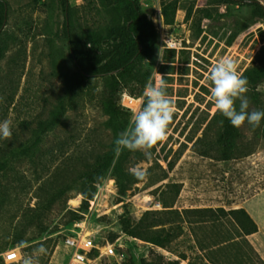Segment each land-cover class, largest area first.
<instances>
[{
    "label": "rangeland",
    "instance_id": "obj_1",
    "mask_svg": "<svg viewBox=\"0 0 264 264\" xmlns=\"http://www.w3.org/2000/svg\"><path fill=\"white\" fill-rule=\"evenodd\" d=\"M69 1L76 9L79 29L89 31L106 23L99 12L101 0ZM257 1L264 5V0ZM140 2L158 40L138 61L131 77L123 81L120 100L128 114V126L132 113L143 106L149 78L165 85L176 112L168 138L150 150V157L128 150L123 157L116 155L127 172H147L146 179L131 183L121 195L110 171L94 178L89 175L115 148L110 116L99 94L101 79H86L69 95L67 79L54 64L60 47L65 65L75 70L64 34L61 0H6L7 18L0 34L4 46L0 121H12L13 135L0 138V158L9 149L30 142L38 123L62 98L67 111L61 123L45 135L33 159L14 161L10 170L0 175V249L23 236L31 240L24 251L34 255L37 264H66L70 251L63 244L65 234L85 228L97 241L114 242L124 264H142V260L160 264L174 259L191 264L202 255L212 257L215 264H264V120L259 127L247 122L239 127L237 156L221 159L218 138L222 122L208 79L210 68L225 56L234 58L242 73L264 67V16L242 2ZM163 2L169 6V18L164 16ZM171 41L177 43L176 48L167 47ZM258 91V100L251 91L246 94L249 111L264 110V82ZM137 101L138 109L133 108ZM172 183L181 184L177 198ZM86 193L93 194L87 209ZM157 203L162 208H155ZM165 204L180 211L245 208L257 222L258 231L240 237L233 224L209 226L183 220L182 235L167 248L123 231V217L136 221L146 211L164 210ZM74 213L77 220H71ZM231 234L237 242L226 249L215 245ZM201 245L210 248L203 250ZM41 246L45 252L37 253ZM112 261L104 257L98 264Z\"/></svg>",
    "mask_w": 264,
    "mask_h": 264
},
{
    "label": "trees",
    "instance_id": "obj_2",
    "mask_svg": "<svg viewBox=\"0 0 264 264\" xmlns=\"http://www.w3.org/2000/svg\"><path fill=\"white\" fill-rule=\"evenodd\" d=\"M219 3L242 2L254 6L255 12L264 16V5L257 0H217ZM65 12L64 34L68 42V52L75 70L70 71L65 65V55L62 48L55 54V66L67 79V94H72L86 79H101L100 96L105 111L109 114V124L114 131L115 140L128 127L127 111L121 104L123 81L130 78L135 71L138 61L144 59L155 47L158 34L153 23L148 19L140 0H101L99 12L106 18V23L96 29L83 31L76 21V9L69 0H61ZM163 13L169 18V6L163 2ZM7 18L6 0H0V34ZM4 55V46L0 41V60ZM249 81V91L255 99H259L258 86L264 82V67H252L243 72ZM67 111V103L60 99L49 116L41 120L33 132V138L28 143H22L6 151L0 158V175L6 174L14 161L24 158L33 159L40 148L45 135L61 123ZM222 131L218 138V151L221 159L229 160L238 154V139L240 131L233 127L230 121L220 113ZM125 151L120 154L124 156ZM116 178L121 195L126 194L131 183L139 180L133 173L124 169L121 158L116 159L115 152L101 158V163L95 165L91 175L93 178L107 172ZM177 198L181 191L180 183L171 185ZM85 208H88L92 193L85 194ZM161 211H146L136 221L123 217V231L134 238L160 246L169 247L184 231L181 221L195 224H210L225 226L233 224L240 237L252 235L258 231V224L245 208L227 210L218 208H186L182 211L164 205ZM42 215V213H41ZM71 220H77L78 214ZM37 216H40L38 214ZM208 226V227H209ZM207 227V226H206ZM31 240L21 236L15 245H25ZM237 242L236 236L224 235L215 244L221 249L228 248ZM251 247V245H249ZM8 247V246H6ZM5 247V248H6ZM209 246L201 245L203 250ZM210 248V247H209ZM4 249V248H3ZM250 252V251H249ZM24 256H28L24 251ZM67 258V257H66ZM187 259L186 255H182ZM199 261L191 264H215L212 257L200 256ZM142 264H154L142 260ZM160 264H180L178 259L163 260Z\"/></svg>",
    "mask_w": 264,
    "mask_h": 264
},
{
    "label": "clouds",
    "instance_id": "obj_3",
    "mask_svg": "<svg viewBox=\"0 0 264 264\" xmlns=\"http://www.w3.org/2000/svg\"><path fill=\"white\" fill-rule=\"evenodd\" d=\"M159 59L163 62L161 51ZM208 79L212 87L211 97L215 109L226 117L233 127L239 128L247 122L253 127H259L264 120V110L249 111V81L238 70L236 60L225 56L218 60L210 70ZM144 103L139 111L132 113L129 126L122 131L114 141V152L117 156L128 151H141L150 157V150L168 138L169 125L176 112L172 100L162 82H154L149 78L143 90ZM13 135L12 121H0V138L9 139ZM138 180H144L147 172L143 169L133 173ZM37 253L45 252L43 246L36 250ZM23 264H37L34 255L26 256Z\"/></svg>",
    "mask_w": 264,
    "mask_h": 264
},
{
    "label": "built area",
    "instance_id": "obj_4",
    "mask_svg": "<svg viewBox=\"0 0 264 264\" xmlns=\"http://www.w3.org/2000/svg\"><path fill=\"white\" fill-rule=\"evenodd\" d=\"M167 47L176 48L177 43L171 41ZM150 203H153L150 200ZM155 208H162L161 203H157ZM63 244L70 251L66 264H96L104 257L112 258L111 264H124L122 257L118 256L116 244L107 240L100 242L95 239L92 232L87 229H72L65 234ZM24 247L21 245H9L0 249V264H20L24 260ZM66 258V260H67Z\"/></svg>",
    "mask_w": 264,
    "mask_h": 264
},
{
    "label": "bare ground",
    "instance_id": "obj_5",
    "mask_svg": "<svg viewBox=\"0 0 264 264\" xmlns=\"http://www.w3.org/2000/svg\"><path fill=\"white\" fill-rule=\"evenodd\" d=\"M133 108H136V109L139 108V101H137V102L134 104ZM109 183H110V182H109ZM150 200H151V199H147V203H148Z\"/></svg>",
    "mask_w": 264,
    "mask_h": 264
}]
</instances>
